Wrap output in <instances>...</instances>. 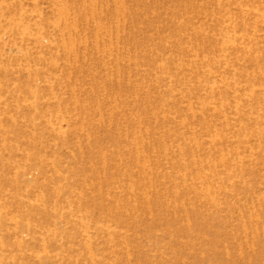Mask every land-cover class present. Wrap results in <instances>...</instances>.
<instances>
[{
  "label": "rangeland",
  "instance_id": "374dc122",
  "mask_svg": "<svg viewBox=\"0 0 264 264\" xmlns=\"http://www.w3.org/2000/svg\"><path fill=\"white\" fill-rule=\"evenodd\" d=\"M0 264H264V0H0Z\"/></svg>",
  "mask_w": 264,
  "mask_h": 264
}]
</instances>
